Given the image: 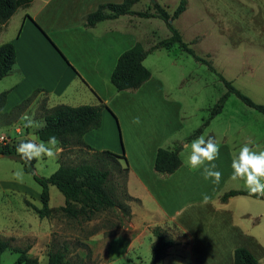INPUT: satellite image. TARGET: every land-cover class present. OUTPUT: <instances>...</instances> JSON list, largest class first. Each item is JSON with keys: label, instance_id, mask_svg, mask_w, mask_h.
Returning a JSON list of instances; mask_svg holds the SVG:
<instances>
[{"label": "rangeland", "instance_id": "374dc122", "mask_svg": "<svg viewBox=\"0 0 264 264\" xmlns=\"http://www.w3.org/2000/svg\"><path fill=\"white\" fill-rule=\"evenodd\" d=\"M178 2L179 0H138L131 6V10L153 13L151 5L157 3L170 14ZM57 14L60 15L59 20L51 22V31L48 32L55 36V40L57 37L61 40L68 39L70 52H89L96 46L95 41L90 38L76 39L66 36L77 31L74 21H71L73 12L65 8L60 9ZM19 15L20 11L17 10L5 33L1 32L0 43L6 42L7 37L14 33ZM130 17L127 18L130 21L129 35L134 36L144 50L169 36L164 23L157 18ZM172 24L180 34L182 42L186 43L196 56L208 61L215 73L181 51L177 45H173L169 50L158 49L149 52L142 65L151 73L150 83L155 87L146 86L141 92L124 91L120 100L115 104V100L108 104V109L117 117L116 120L111 112L114 125L116 124L120 155H123L124 151L128 154L130 150L135 153L139 151L140 148L137 146L141 147L146 137L148 141L154 140L153 132L161 128L163 130L162 121L170 116L171 127L174 126L173 117H177V131L171 130L172 135L168 140L159 141L161 149L173 145L171 149L177 144L179 146L184 144L186 137L208 118L210 109L226 92L217 75L229 81L235 90L254 104L264 106V0H185L184 11ZM111 37L114 39L113 35ZM131 40L129 37L122 38L121 48H128L133 42ZM61 49L66 52L65 49ZM8 79L10 78L7 76L0 80L2 90L0 92H3L2 88L7 85ZM156 83L160 85L158 88ZM45 106L44 95L35 94L17 120L5 127L6 130L8 128L6 133H10L8 136L12 140L28 138L22 133L16 135L14 129L24 131L28 128L27 131H34L40 128L24 127V121L31 117L34 122H40L43 112L41 108ZM22 115L24 121L21 120ZM137 117L140 123H133ZM209 133L215 136L219 145H224L220 148L219 158L215 161L223 177L218 185H214L210 180H204L200 170H197L195 173L199 184L203 186V191L212 197L216 191L223 194L229 190H247L242 181L230 180L231 161L234 155H229L224 149L233 145L237 154L240 147L250 140L256 151H264V115L244 105L233 94H229L220 113L203 129V135ZM188 154L189 152L184 149L180 155L181 160L185 161ZM59 156L60 154L54 160L48 158L35 160L33 173L37 177L47 178L57 169ZM124 159L125 163L119 160L121 166L126 165L128 168V164L130 166L137 164L132 161L133 157L130 155L124 156ZM62 161L72 165L81 161L91 162V152L69 147L63 150ZM20 169H23V166L16 158L0 157V238H12L10 246L29 245L27 256L36 258L37 264H46L47 246L60 248L62 244L66 246L65 257L72 264H77L78 260H85V264L149 262L152 241L150 232L147 233L145 227L138 224L131 223V226H128L130 224L128 219L123 226L126 227L125 233L128 236L120 235L122 232L118 231L120 227H113L118 224L117 210L97 213L91 222L67 220L55 210L49 218L39 219L27 204L35 208L40 207L38 196H33V192L39 195L40 187L31 174L24 171L22 180L17 179L15 173ZM47 190L49 191L47 206L56 207L58 202L62 201L61 194L53 186H48ZM118 198L123 200L121 196ZM246 199L243 205L239 203L243 207L236 205L234 201L226 211H236L250 220L254 219L260 229L258 238L264 245V198ZM218 200L220 201V198ZM211 201L194 210L186 207L185 203L178 206L181 209L176 220L186 228L193 240L191 251L186 253L189 256L187 260L190 257L192 259V262L189 259L190 264H232L234 248H244L248 252L253 250L249 242V237L253 234L247 232L246 239V235L239 233L234 227L240 220L234 224L230 215L218 212L219 206L214 208ZM217 204L219 203L215 205ZM134 214L137 219L144 218V221L158 220L156 214L143 213L140 209ZM167 232L172 237L175 235L172 230ZM96 233H102L104 237L108 235L113 237L93 243L89 249L85 242L89 236ZM88 253L89 259H86ZM16 257V253L5 250L0 255V264H13ZM260 264H264V260Z\"/></svg>", "mask_w": 264, "mask_h": 264}, {"label": "crops", "instance_id": "0c3cea01", "mask_svg": "<svg viewBox=\"0 0 264 264\" xmlns=\"http://www.w3.org/2000/svg\"><path fill=\"white\" fill-rule=\"evenodd\" d=\"M121 2L122 0H31L27 7L18 8L17 10L20 11V15L16 30H14L12 35L7 37L8 40L6 42L0 43V45L11 43L14 49V66L8 75L10 79H8L7 85L2 88L3 91H6V95L1 113L7 114L9 109L28 97L34 90H39V94L44 95L46 99L45 109L57 105L75 107L102 104L104 108L100 112L99 127L86 132L82 136V142L95 151H109L120 155V147L115 129L116 124L114 125L111 115V112L112 114L114 113L108 109V104L114 100L115 104L120 100L124 91H116L110 84L109 77L118 56L137 41L134 36L129 35L128 26L130 21L127 18L131 17L124 15L112 20H104L92 28L84 27V20L86 15L95 11L100 4H120ZM65 8L73 12V15L71 14V21H74L77 28L75 34H68L66 36L76 39L87 37L95 41L96 46L89 52H70L68 39L61 40L60 37H57L58 39L55 40V36L52 33H48L51 31V22L59 20L60 15L57 12L60 9L65 10ZM15 12L5 24L0 26V34L1 32L5 33ZM99 27L100 29H98ZM111 35L114 36V39H112ZM128 37L130 40L132 39V44L128 48H121L122 38ZM61 48L65 49L66 52ZM146 57L142 61V64ZM151 80L150 73L149 79L140 87L125 91L141 92L142 88L149 85L154 88L155 85L150 83ZM156 85L157 88L160 86L159 83H156ZM115 118L117 120L116 115ZM171 120V116L163 119L162 127L164 128L163 130L161 128L159 131L153 132L155 135V139L152 140L153 142L148 141L146 137L143 145L141 147L137 146L138 149L140 148L139 151L135 153L130 150L129 154L125 151L123 153L126 157L127 155L133 157L132 161L137 163L133 166L128 164L125 180L126 194L132 198V201L127 203L130 222L128 226H131V223L144 226L147 233L149 232V228L160 226L164 230L174 231L175 235L172 237L174 245L167 249L162 264H190L189 259L191 257L187 260L188 255L186 253L191 251L193 240L186 228L176 220L181 209L178 206L185 203V206H189L190 210L198 208L204 204L202 203V197L205 192L203 191V186L197 180L195 173L197 170L190 169L181 160L180 155L187 144L181 145V150L178 154L180 165L172 174H159L152 169L155 152L161 148L159 141L163 139L168 140L170 135H172L171 130L177 129V117H173V127H171ZM41 121H43L42 118ZM5 127L0 126V134L8 136L10 133H6L8 128L6 130ZM25 129V134L23 133L24 131L18 128L14 129V133L18 131L16 135L22 133L28 137L37 130L27 131L28 128ZM119 129H121L120 126ZM132 131L134 132V129ZM121 132L122 130L120 134ZM206 136L215 137L210 133ZM172 146H165L164 148L170 149ZM223 146L221 144L220 148ZM225 148L224 152H228L229 155H236L233 145ZM126 161H128L127 158ZM33 196H38L39 200V195L33 192ZM220 196L222 194L219 191H216L212 195V205L214 208L219 206L218 212L230 215V219H233L234 224L239 219L240 223L234 227L239 233L246 235V239L248 238L247 232L254 235L249 237V242L253 248L249 253L260 264L264 260V245L262 240L258 238L260 236V229L256 221L254 219L250 220L239 212L226 211L231 202L235 201L236 205L245 203L247 196L229 197L225 202L218 200ZM217 202L219 204L215 205ZM63 203L64 199L62 197V201L60 200L56 207L48 208L53 212L56 208L63 206ZM147 205L150 206L148 207ZM138 209L143 213L156 214L158 220L150 222V220L144 221V218L137 219L134 213ZM88 222H91V220ZM118 231H122L120 235L126 234L125 231L127 229L126 227H120ZM126 235L128 236V234ZM112 237L111 235L104 237L102 233H96L89 236L85 244L91 249L93 243H98L104 239L109 240Z\"/></svg>", "mask_w": 264, "mask_h": 264}, {"label": "trees", "instance_id": "16d2710c", "mask_svg": "<svg viewBox=\"0 0 264 264\" xmlns=\"http://www.w3.org/2000/svg\"><path fill=\"white\" fill-rule=\"evenodd\" d=\"M30 1L0 0V26L5 24L18 8L27 7ZM137 1L122 0L120 4H100L95 11L86 15L84 20V27L92 28L101 21L112 20L124 15L139 18H157L164 23L169 32L168 37L157 41L147 50H144L141 44L136 42L118 56L109 77L110 84L116 91L134 90L140 87L150 77L149 71L142 65L146 55L157 49L169 50L173 45H177L181 51L190 55L196 62L206 65L209 71L215 73L208 61L196 56L187 44L182 42L180 34L173 27L172 22L185 9V0H179L170 14L157 3L151 5L153 13L132 11L130 7ZM13 66V46L11 43H3L0 45V80L9 75ZM217 78L222 82L226 92L217 99L210 109L208 118L186 137L184 143H188L201 135L209 121L220 113L229 94H233L244 105L264 115V106L251 102L220 75H217ZM39 92V90H35L30 97L7 114L1 113L6 91L0 92V126H8L15 122L20 113L31 103L34 95ZM102 108H104L102 104L75 107L57 105L49 109L41 108L43 111L42 120L46 126L37 129L33 134L45 142L50 136L55 135L60 141L59 147L62 150L60 158H58L59 165L57 169L47 178L37 177L33 173L35 160L31 162L22 160L16 152L17 146L27 138L12 140L10 144L0 147V154L5 157L16 158L23 166V171L31 174L33 180L40 187V207L35 208L27 204L39 219L49 218L53 213L47 206L48 186L55 187L62 195L64 199L63 206L56 208L55 211L67 220L90 221L95 214L109 210H117L119 213L117 217L118 224L113 225V227H123L124 222L129 219L127 202L132 201V198L126 194L124 186L127 167L126 165L121 166L119 163V160L125 163L124 156L109 151H95L82 142V136L86 132L99 127ZM25 131L26 129H24ZM69 147L90 151L92 161H81L73 165L63 162V150ZM180 150L181 146L178 144L171 149H157L153 159V171L159 174H172L180 165L178 156ZM118 196H121L123 200H119ZM233 196L258 198L251 196L247 190H229L222 194L220 201L225 202L227 198ZM148 230L152 241L150 244V259L147 264H162L166 251L174 245V240L167 231L160 227H152ZM12 241V238H0V255L5 250H10L17 254L13 264H37L36 258L27 256L30 249L29 245L24 247L10 246ZM65 252V244H62L60 248L47 246L46 264H72L66 259ZM86 259H89V253L86 255ZM77 264H85V260H78ZM232 264H258V262L246 249L235 248L232 252Z\"/></svg>", "mask_w": 264, "mask_h": 264}, {"label": "clouds", "instance_id": "9594fccd", "mask_svg": "<svg viewBox=\"0 0 264 264\" xmlns=\"http://www.w3.org/2000/svg\"><path fill=\"white\" fill-rule=\"evenodd\" d=\"M21 120L24 121L23 115ZM133 123H140L139 117L134 118ZM45 126V122H34L31 117L24 121V127L42 128ZM59 145L60 141L55 135L50 136L46 142L40 140L38 136L29 137L17 146L16 152L22 160L28 162L40 161L44 158L54 160L61 150ZM251 145L252 141L249 140L233 156L230 180L242 181L251 196L264 198V151H256ZM184 147L189 152L184 161L185 165L190 169L200 170L204 180H210L214 185H218L223 173L218 170L215 163L220 155V145L215 137L202 134ZM15 176L22 180L23 169L16 171ZM211 199L212 197L205 193L202 197V203L208 204Z\"/></svg>", "mask_w": 264, "mask_h": 264}, {"label": "built area", "instance_id": "2783aa9c", "mask_svg": "<svg viewBox=\"0 0 264 264\" xmlns=\"http://www.w3.org/2000/svg\"><path fill=\"white\" fill-rule=\"evenodd\" d=\"M15 133L18 134V131H15ZM11 142L12 139L9 136L6 134H0V147L10 144Z\"/></svg>", "mask_w": 264, "mask_h": 264}, {"label": "water", "instance_id": "95a60500", "mask_svg": "<svg viewBox=\"0 0 264 264\" xmlns=\"http://www.w3.org/2000/svg\"><path fill=\"white\" fill-rule=\"evenodd\" d=\"M29 137L35 138V137H36V135H35V134H31V135H29V136H28V138H29ZM0 157H2V155H1V154H0Z\"/></svg>", "mask_w": 264, "mask_h": 264}]
</instances>
